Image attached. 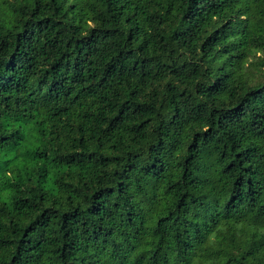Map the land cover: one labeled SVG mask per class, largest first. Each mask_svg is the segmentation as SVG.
Returning <instances> with one entry per match:
<instances>
[{"label": "trees", "instance_id": "16d2710c", "mask_svg": "<svg viewBox=\"0 0 264 264\" xmlns=\"http://www.w3.org/2000/svg\"><path fill=\"white\" fill-rule=\"evenodd\" d=\"M0 264H264V0H0Z\"/></svg>", "mask_w": 264, "mask_h": 264}]
</instances>
